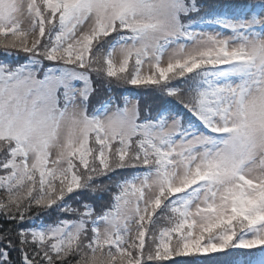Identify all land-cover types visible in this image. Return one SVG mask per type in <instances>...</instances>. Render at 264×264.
Listing matches in <instances>:
<instances>
[{"label":"snow or ice","instance_id":"6c2138e0","mask_svg":"<svg viewBox=\"0 0 264 264\" xmlns=\"http://www.w3.org/2000/svg\"><path fill=\"white\" fill-rule=\"evenodd\" d=\"M0 264H264V0H0Z\"/></svg>","mask_w":264,"mask_h":264}]
</instances>
